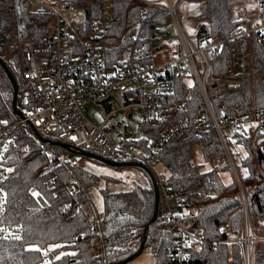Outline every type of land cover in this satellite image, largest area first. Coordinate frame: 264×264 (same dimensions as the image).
Returning <instances> with one entry per match:
<instances>
[{
  "label": "trees",
  "instance_id": "trees-1",
  "mask_svg": "<svg viewBox=\"0 0 264 264\" xmlns=\"http://www.w3.org/2000/svg\"><path fill=\"white\" fill-rule=\"evenodd\" d=\"M72 1L76 7L89 11V19L84 24L68 26L65 48L74 56L80 55L88 42L102 52L107 67L122 61L137 46L135 36L127 38L133 31L138 34L146 32L149 25L162 28L168 23L163 8L141 0ZM183 2L200 7L195 19L205 23L210 34L219 39L230 37L240 26H248L244 19H231L229 0ZM108 7L112 12L110 23L101 30L98 25L104 21ZM49 21L50 15L32 11L28 0H0V123L12 124L19 118L12 108L14 85L5 68L13 75L19 92L24 86L20 75L22 45L41 42ZM178 51L177 45L174 52ZM212 64L216 77L238 76L242 81L240 92H225L213 101L216 115L264 117V50L260 39L252 34L244 40L239 73L228 72L225 45L212 56ZM166 99L171 104H181V109H169L165 118L146 126L152 131V145L170 132L162 150L153 156L167 192L175 194L180 202L201 208L198 218L206 242L189 247L187 264H242L239 247L222 242L240 227L237 186L221 179V168L204 170L194 158L196 145L205 162L221 161L224 157L212 128L204 137L198 134L200 123L209 120L199 91L195 85L178 79L174 93ZM238 135L244 140L246 154L241 165L247 170L242 183L249 213L263 223L264 131L258 125ZM40 141L38 144L33 137L22 134L5 148L1 160L7 171L3 182L7 201L0 224L18 225L23 231L12 240L0 238V264H110L133 255L140 247L144 227L159 206L151 173L145 171L147 186L134 184L125 191L101 189L102 207L98 209L89 193L90 188L98 186V177L65 159L69 153L85 157L81 151L49 137ZM49 157L60 159L52 170L47 167ZM73 181L79 189L70 194L66 185ZM176 245L177 238L166 232L157 218L144 241V248H149L154 256V264H177L172 253ZM253 264H264V242L254 246Z\"/></svg>",
  "mask_w": 264,
  "mask_h": 264
},
{
  "label": "built area",
  "instance_id": "built-area-1",
  "mask_svg": "<svg viewBox=\"0 0 264 264\" xmlns=\"http://www.w3.org/2000/svg\"><path fill=\"white\" fill-rule=\"evenodd\" d=\"M28 1L33 12L50 15V21L41 42L22 45L24 60L20 75L24 86L16 99V107L22 115L12 124L0 123V217L6 211L7 201L3 187L7 171L1 161L5 148L22 134L33 137L38 144L45 137L61 140L112 162L138 163L146 167L159 194V221L166 232L177 238L173 257L177 264H187L189 247L206 242L198 218L201 208L180 202L175 194L167 192L154 168L153 156L162 150L170 132L152 145V131L146 126L165 118L169 109H181V104H171L166 98L174 93L177 80L183 79L197 87L209 117L208 121L200 123L199 136L204 137L209 127L212 128L224 155L221 161L205 162L196 145L194 157L201 159L203 167H218L227 172L238 190L240 227L234 236L222 242L236 244L242 264H253L254 246L264 242V222L249 213L239 170L241 162L235 152L236 147H244V140L238 133L258 125L264 131V117L216 115L213 101L225 92H240L242 81L238 76L216 77L212 56L225 45L228 72L233 74L242 61L243 42L250 35L255 34L260 39L264 50V0H256L258 20L238 27L225 39L212 36L207 25L198 21L193 33L195 44L186 36L179 20L177 7L183 0H141L167 12L168 21L176 32L179 51L172 52L168 61L157 63L154 51L162 47L168 31L165 27L149 25L146 32H132L127 37L135 36L138 44L112 67L106 66L102 52L88 42H85L84 53L76 56L64 46L68 26L86 23L89 19L87 9L76 7L72 0ZM111 16L108 7L105 19L110 20ZM105 19L98 25L101 30L108 25ZM87 105L98 110L97 121L87 113ZM59 162L60 159L49 157L47 167L52 170ZM78 189L76 181L66 185L70 194ZM22 231L18 225L0 224L2 239L18 238Z\"/></svg>",
  "mask_w": 264,
  "mask_h": 264
},
{
  "label": "rangeland",
  "instance_id": "rangeland-1",
  "mask_svg": "<svg viewBox=\"0 0 264 264\" xmlns=\"http://www.w3.org/2000/svg\"><path fill=\"white\" fill-rule=\"evenodd\" d=\"M229 1V14L231 19H244L247 23L258 20L256 0ZM199 9L200 7L198 5H188L183 1L180 2L177 7L181 26L192 44H195V37L193 33L196 29V24L198 23V21L195 19V15ZM105 23H110L109 18L105 19ZM165 29L168 31V35L164 38L162 47L154 51V59L157 63L168 61L171 57V53L175 51V47L178 43L176 32L170 20L168 21ZM134 33L135 31H133V34ZM240 65L235 69L236 73L240 72ZM86 108L87 113L92 115V120L97 121L98 110L96 108L90 107L89 105H87ZM194 158L196 161L198 160V158ZM65 159H68L70 162L83 167L98 177V186L89 189V193L98 209H101L102 207L100 190L103 188L107 189L108 191H125L129 190L134 184H140L142 186H147L149 184L145 174V171L147 172L149 170L142 165L139 166L138 163H134V165L123 164L120 169H117L114 166L96 162L87 157H82L76 153H69L65 156ZM154 168L156 171L158 170L156 166H154Z\"/></svg>",
  "mask_w": 264,
  "mask_h": 264
},
{
  "label": "water",
  "instance_id": "water-1",
  "mask_svg": "<svg viewBox=\"0 0 264 264\" xmlns=\"http://www.w3.org/2000/svg\"><path fill=\"white\" fill-rule=\"evenodd\" d=\"M220 50H221V47H220ZM8 76H9V79L10 81L12 82V84L14 85V90H15V93H14V99H13V103H12V108H13V111L18 115V116H21V112L17 109L16 107V99H17V93H18V87H17V84H16V81L13 77V75L8 71L7 68H5ZM81 154L87 158H95V159H98L102 162H104L105 164L109 165V166H117V165H120V163H116V162H112L110 160H106V159H103L101 157H98V156H95V155H92L91 153L89 152H85V151H81ZM128 165H131L132 163H127ZM147 170V169H146ZM156 192L158 194V191L156 189ZM160 217V209L157 207L156 210H155V214L152 218V220L144 227V230H143V234H142V239H141V244H140V247L139 249L133 254L131 255L130 257L126 258L125 260L123 261H120V262H114V263H110V264H125V263H129L132 259H134L136 256L140 255L143 250H144V241H145V238H146V235H147V231L149 229V226L156 221V219Z\"/></svg>",
  "mask_w": 264,
  "mask_h": 264
},
{
  "label": "crops",
  "instance_id": "crops-1",
  "mask_svg": "<svg viewBox=\"0 0 264 264\" xmlns=\"http://www.w3.org/2000/svg\"><path fill=\"white\" fill-rule=\"evenodd\" d=\"M261 139H262L261 148L264 151V135H263V137ZM235 153L237 155L238 162H241L242 159L246 155L244 148H241V147H236V152ZM196 158H198V157H196ZM197 161H199L201 163V159L200 158H198ZM203 169L207 170V169H210V168L204 166ZM239 170H240V173H241L242 177H244L247 174L246 168L243 167L241 164H239ZM220 176H221V179L226 184L231 183L230 175L227 172L221 171L220 172ZM129 264H154V256L151 253L149 248H144L143 252L140 255L136 256L134 259H132Z\"/></svg>",
  "mask_w": 264,
  "mask_h": 264
}]
</instances>
